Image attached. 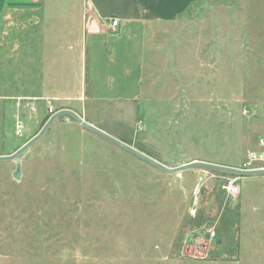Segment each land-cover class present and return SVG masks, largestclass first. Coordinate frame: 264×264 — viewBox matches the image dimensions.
<instances>
[{"label":"rangeland","instance_id":"1","mask_svg":"<svg viewBox=\"0 0 264 264\" xmlns=\"http://www.w3.org/2000/svg\"><path fill=\"white\" fill-rule=\"evenodd\" d=\"M50 1L57 6L48 10L50 21L77 20L83 4ZM14 17L23 27L12 28L10 19L0 39L23 29L36 43L72 34L44 25L36 11ZM156 35L133 47L140 87L106 91V98H135V128L146 134L139 150L169 168L243 167L264 136V0H200ZM25 48L28 55L30 44ZM5 49L0 44V156L20 150L47 117L74 111L75 101L58 98L78 94L58 92L38 64L24 69L21 54L12 63ZM15 168V161H0V264H264V250L250 248L264 239L253 227L263 215L253 210L264 197L262 175L203 167L167 173L68 115L31 146L20 182ZM234 176L242 188L236 199L226 190Z\"/></svg>","mask_w":264,"mask_h":264},{"label":"crops","instance_id":"2","mask_svg":"<svg viewBox=\"0 0 264 264\" xmlns=\"http://www.w3.org/2000/svg\"><path fill=\"white\" fill-rule=\"evenodd\" d=\"M199 1L83 0V4L80 3L77 7V20L66 21L55 16V19L50 21L48 10L57 9L56 5L48 7L50 0H0V25L8 24L11 19L12 28L23 27L21 22L14 20V14L31 10L42 15L39 20L44 25L50 23L54 28H62V31L64 28L72 29L69 37L49 35L44 36L45 40L39 37V46L31 40L30 30L27 32L23 29L18 36L13 33L12 36L0 39V44L6 45L3 56L12 63L16 60L17 53L21 54L17 59L22 57L26 61L24 69H34L35 64H38V68L44 70L43 73L49 80L55 79L54 84L50 83V86H57L58 92L75 90L77 95L61 96L62 98L58 99L63 100L65 97L71 102L75 101L72 103L74 111L79 112L82 119H91L89 123L97 128L140 149L138 146L142 145L146 134L143 135L144 133L135 128L138 121V110L133 102L135 98H106V91L127 92L132 91V86L140 87L143 78L139 69L133 68L134 63L139 61V58L133 55V47L142 43H154L158 38L156 31L159 27H167L168 24L177 22L189 14ZM73 8L67 12L74 11L75 7ZM113 20L119 21L117 32L111 31L110 24ZM62 22H66L65 25L61 24ZM26 23L27 27H32L31 19ZM37 23L40 27L41 23ZM106 32L114 34L110 37L113 39H108ZM27 44H30L28 55L25 48ZM16 45L21 48L16 49ZM35 47L39 50L37 55L34 53ZM140 70L143 72V67ZM72 85L76 86L73 88ZM87 88L92 93L90 101L86 97ZM38 101L31 103L35 110ZM69 109L73 110L72 107ZM241 194L240 186V195L233 199L239 198ZM258 203L254 205L253 210L263 215H255L257 222L253 227L254 231H264V197ZM252 243L254 245L250 248L253 251L264 250V239H255ZM242 245L241 242L240 247Z\"/></svg>","mask_w":264,"mask_h":264},{"label":"water","instance_id":"3","mask_svg":"<svg viewBox=\"0 0 264 264\" xmlns=\"http://www.w3.org/2000/svg\"><path fill=\"white\" fill-rule=\"evenodd\" d=\"M68 115L72 118H74L76 121H78L81 125L84 127L90 129L91 131L99 134L100 136L106 138L107 140L115 143L116 145L124 148L125 150L137 155L138 157L146 160L147 162L151 163L152 165L156 166L157 168L167 172V173H177L181 172L187 169L196 168V167H203V168H209L213 170L218 171H224L228 173H232L235 175H244V176H250V175H262L264 176V170H255V171H243L238 168L229 167V166H223V165H217V164H211L206 162H193L189 163L177 168H169L163 164H161L158 160L154 159L153 157L149 156L148 154L140 151L137 148H134L133 146L129 145L128 143L113 137L112 135L106 133L105 131L93 126L92 124L86 122L84 119H82L77 113L71 110H62L58 113H56L54 116H52L45 126L42 128V130L39 132L38 135H36L34 138H32L26 145H24L20 150H18L16 153L8 156H0V161H15L16 162V168L15 171L12 174V178L20 182L22 179L23 171H22V159L24 156H26L30 148L33 144H35L39 139L43 137V135L47 132V130L50 128V126L54 123L56 118Z\"/></svg>","mask_w":264,"mask_h":264},{"label":"built area","instance_id":"4","mask_svg":"<svg viewBox=\"0 0 264 264\" xmlns=\"http://www.w3.org/2000/svg\"><path fill=\"white\" fill-rule=\"evenodd\" d=\"M119 26L118 20H113L110 24V28L112 32H117ZM49 113L54 115L55 112L53 108H50ZM18 133L23 131V126L18 123L17 124ZM258 149L249 150L247 152L246 161L243 167L239 168L243 171H255V170H264V136H261L258 140L257 144ZM239 177H234L232 179H228V183L226 186V190L230 196L236 197L240 195V186L238 185Z\"/></svg>","mask_w":264,"mask_h":264},{"label":"trees","instance_id":"5","mask_svg":"<svg viewBox=\"0 0 264 264\" xmlns=\"http://www.w3.org/2000/svg\"><path fill=\"white\" fill-rule=\"evenodd\" d=\"M49 119H48V117L45 119V121H44V125L46 124V122L48 121ZM125 142V141H124ZM234 177H237V176H234Z\"/></svg>","mask_w":264,"mask_h":264}]
</instances>
